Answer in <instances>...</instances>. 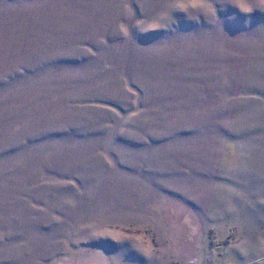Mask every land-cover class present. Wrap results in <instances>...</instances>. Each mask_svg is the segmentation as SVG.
<instances>
[{
  "label": "rangeland",
  "instance_id": "1",
  "mask_svg": "<svg viewBox=\"0 0 264 264\" xmlns=\"http://www.w3.org/2000/svg\"><path fill=\"white\" fill-rule=\"evenodd\" d=\"M0 264H264V0H0Z\"/></svg>",
  "mask_w": 264,
  "mask_h": 264
}]
</instances>
